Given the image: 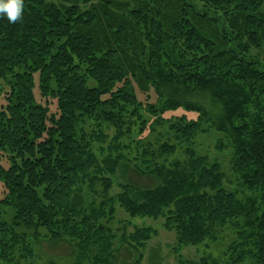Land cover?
I'll list each match as a JSON object with an SVG mask.
<instances>
[{
    "label": "trees",
    "instance_id": "obj_1",
    "mask_svg": "<svg viewBox=\"0 0 264 264\" xmlns=\"http://www.w3.org/2000/svg\"><path fill=\"white\" fill-rule=\"evenodd\" d=\"M24 2L16 23L0 18V264H33L45 241L67 244L72 264H117L115 205L163 218L179 245L230 228L229 264H264V64L251 56L264 0ZM136 126L146 139L130 159ZM213 132L236 190L196 146ZM121 169L155 185L112 196ZM133 231L119 240L141 264L155 231Z\"/></svg>",
    "mask_w": 264,
    "mask_h": 264
},
{
    "label": "rangeland",
    "instance_id": "obj_2",
    "mask_svg": "<svg viewBox=\"0 0 264 264\" xmlns=\"http://www.w3.org/2000/svg\"><path fill=\"white\" fill-rule=\"evenodd\" d=\"M251 56L255 57L260 61L261 64H264V49H256L251 51ZM34 84L33 93L37 103L44 105V100L39 95L38 90V73H34ZM3 92L8 91V86H2ZM6 101L0 97V108L4 106ZM52 108L55 105H50ZM195 116V115H194ZM146 119L149 123H153L152 116H146ZM104 134L109 138L114 136V130L112 128H103ZM132 136L128 139L122 141L123 146H128L131 150L130 159H133L137 153L136 148L139 147L140 143L145 142V137L139 133V127L136 126L133 128ZM154 137V136H152ZM150 137V138H152ZM217 133L213 132L208 136L200 137L197 141V148L201 152L208 155L210 160H215L220 158V161L223 163L224 168L227 170V181L224 183V187L227 190H236V180L231 176L229 171V153H223L219 155L214 148L215 138ZM142 139V141H141ZM96 156L99 160L105 157V153L102 155L99 151L100 144L95 143L93 145ZM107 150V144L102 146V150ZM179 152L172 155L168 158V162H173L176 158L180 157ZM115 183L110 191V195L114 196L120 192L119 185L126 184L127 182L135 184L141 187L153 186L154 178L152 177H139L131 170L117 172ZM155 185V184H154ZM10 218V215L8 216ZM7 218V220H8ZM115 220L113 223V228L117 230V240L115 241L116 247L119 249L116 255L117 264H130L133 261L134 254L120 242L119 238L122 233L126 235L134 232L135 228H151L155 231V234L150 238L146 243L145 247L141 250L142 261L141 264H229L228 257V247L233 239V233L230 228H226L221 232L218 237V240L213 242L210 240H205L203 243L196 246L192 245H179L177 241V234L175 230H166L163 227L164 219L163 218H131L123 209L118 205H115ZM33 264H72L73 255L72 249L65 243L60 244H50L45 242H39L34 248V257L32 260ZM23 264V263H21ZM240 264H255L252 259L248 258Z\"/></svg>",
    "mask_w": 264,
    "mask_h": 264
},
{
    "label": "clouds",
    "instance_id": "obj_3",
    "mask_svg": "<svg viewBox=\"0 0 264 264\" xmlns=\"http://www.w3.org/2000/svg\"><path fill=\"white\" fill-rule=\"evenodd\" d=\"M24 0H0V18H6L10 23H16L23 16Z\"/></svg>",
    "mask_w": 264,
    "mask_h": 264
}]
</instances>
